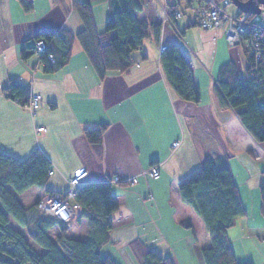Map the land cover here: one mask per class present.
<instances>
[{
  "label": "crops",
  "instance_id": "0c3cea01",
  "mask_svg": "<svg viewBox=\"0 0 264 264\" xmlns=\"http://www.w3.org/2000/svg\"><path fill=\"white\" fill-rule=\"evenodd\" d=\"M142 1L136 17L152 28L137 52L138 62L129 72L111 71L101 81L76 37L84 23L73 8L74 0H0V153L26 160L42 151L54 170L48 188L58 194L69 191V179L80 167L89 171L88 183L110 182L116 195L127 198L115 218L133 216L134 223L110 233L103 256L117 262L126 254L137 260L132 244L141 241L177 264H201V249L210 245L202 218L180 195L178 183L208 159H222L249 214L228 231L235 257L264 264V143L259 145L247 133L215 88L227 63L236 65L240 76L245 69V78L248 56L244 49L229 46L221 29L208 31L192 24L187 0L185 16L175 25L163 12L169 15L176 4V10L183 9L178 1ZM89 2L97 29L104 33L114 12L112 0ZM233 5L228 12L240 14ZM155 26H160L159 41ZM51 31L59 44L68 38L73 44L68 63L47 74L33 47L42 33ZM161 44L182 47L201 89L200 103L182 100L171 90L162 68ZM12 81L27 85L31 97L43 96L39 110L32 113L4 94ZM102 125L107 128L100 145L92 144L85 132ZM42 127L45 133L38 131ZM176 141L181 145L173 149ZM154 167L160 170L158 180L149 175ZM40 196L44 191L33 187L18 199L28 208ZM49 234H55L53 240L60 236L57 228ZM246 249L254 256L248 257Z\"/></svg>",
  "mask_w": 264,
  "mask_h": 264
},
{
  "label": "trees",
  "instance_id": "16d2710c",
  "mask_svg": "<svg viewBox=\"0 0 264 264\" xmlns=\"http://www.w3.org/2000/svg\"><path fill=\"white\" fill-rule=\"evenodd\" d=\"M112 3L114 12L105 24L104 33H99L89 0L73 2V8L84 23L83 31L76 37L101 81L111 71L129 72L135 64L131 55L141 49L152 28L136 17L143 9L144 1L112 0ZM177 7L179 4L173 5L169 14L174 25L178 20L174 15ZM154 34L159 41L160 26H155ZM55 35V31L44 32L37 39H43L47 44L45 54L41 56L47 74L63 68L72 54V38L59 44ZM33 49L35 51V47ZM162 53V68L171 90L182 100L200 103L201 89L182 47L167 45ZM49 55L53 56V61ZM260 75L259 79L252 77L248 67L243 78L237 66L230 62L220 70L215 87L242 127L259 145L264 143V68ZM4 94L9 99H17L23 107L28 105L31 97L29 87L18 81H12ZM106 128L102 125L98 129H89L85 136L92 144L100 145ZM49 169L51 161L40 150L26 160L0 153V264H119L110 256H103L102 250L109 243L112 231L134 223L133 216H114L126 203L125 194L116 195L108 181L85 183L77 189L81 209L76 213L74 225L69 227L52 215L42 213L39 202L27 208L18 199L33 187L44 191L45 196L57 194L48 188ZM260 182L261 213L264 215V173ZM178 185L180 195L202 218L210 237V245L201 249L202 264H253L235 257L228 237V231L249 214L227 164L222 159H208ZM78 226L86 228L83 239L71 235ZM54 228L59 230L60 236L53 240L49 233ZM132 248L140 264H176L172 256L147 247L141 241L132 244Z\"/></svg>",
  "mask_w": 264,
  "mask_h": 264
},
{
  "label": "built area",
  "instance_id": "2783aa9c",
  "mask_svg": "<svg viewBox=\"0 0 264 264\" xmlns=\"http://www.w3.org/2000/svg\"><path fill=\"white\" fill-rule=\"evenodd\" d=\"M189 4V12L192 15V24L197 25L200 29L213 31L221 29L226 35L227 44L233 48L240 47L244 49L248 56V65L250 75L254 78H260V71L264 68V6H260L261 14L259 19H250L247 14L232 15L228 12V7L233 5L230 0H187ZM184 10H177L175 16L177 19L182 18ZM166 21H170V15L166 11L163 12ZM256 16V15H255ZM35 52L43 56L46 51L47 44L41 40L35 41ZM161 52L167 49V45H160ZM135 63L138 62L137 52L131 55ZM51 61L54 60L52 55H49ZM43 96L34 94L30 98L27 105L32 113L40 109V103ZM39 132H46L47 128L38 129ZM181 145L176 141L173 149ZM49 174L53 175L54 170L49 169ZM152 179H160L161 174L158 167H154L149 171ZM89 171L87 168L80 167L70 177V189L66 193L49 194L39 199L38 208L42 213L52 215L60 222H64L69 227L72 226L75 220L76 213L81 209L80 203L77 201V189L88 182ZM115 181L120 180L119 177H114Z\"/></svg>",
  "mask_w": 264,
  "mask_h": 264
},
{
  "label": "rangeland",
  "instance_id": "374dc122",
  "mask_svg": "<svg viewBox=\"0 0 264 264\" xmlns=\"http://www.w3.org/2000/svg\"><path fill=\"white\" fill-rule=\"evenodd\" d=\"M170 2H173L174 1V3H176L177 1L181 4V6H182V8H183V10L186 12L187 10L185 9L186 8V0H169ZM106 6H108V3H106L105 4ZM99 6H103V3H100L99 4ZM234 6V5H233ZM235 7V6H234ZM180 9V8H179ZM238 11H239V9L238 8H236ZM240 12V11H239ZM186 14H188V15H190L188 12L186 13ZM255 18L258 20L259 19V17L258 16H255ZM242 71H241V73H242V76H244L245 75V69H241ZM45 195V194H44ZM40 198H42V196H40L39 198H37L35 201H34V203L32 204V205H34V204H37L38 203V201H39V199ZM32 205H30V206H32ZM74 222V221H73ZM72 225H74V224H72ZM83 229V226H78V227H76L75 229H73L72 230V232H71V235H73L75 238H82L81 237V235L79 234L80 233V231ZM52 237H54L55 236V234H52L51 235ZM83 239V238H82ZM246 252L248 253V257H251V256H254V255H252V251H251V249H246ZM130 254V253H129ZM132 254V253H131ZM119 258V257H118ZM124 259V260H123ZM123 259L121 260V259H119V261H117L119 264H140V262H139V259H137V260H135V258L134 257H129L128 255H127V257H126V254H125V257H123ZM175 260V259H174ZM197 261V260H196ZM196 261H193L192 262V264H198ZM175 262H176V264H177V261L175 260ZM201 264H202V260H201Z\"/></svg>",
  "mask_w": 264,
  "mask_h": 264
},
{
  "label": "water",
  "instance_id": "95a60500",
  "mask_svg": "<svg viewBox=\"0 0 264 264\" xmlns=\"http://www.w3.org/2000/svg\"><path fill=\"white\" fill-rule=\"evenodd\" d=\"M242 14L258 16L261 14L260 6H264V0H230Z\"/></svg>",
  "mask_w": 264,
  "mask_h": 264
}]
</instances>
